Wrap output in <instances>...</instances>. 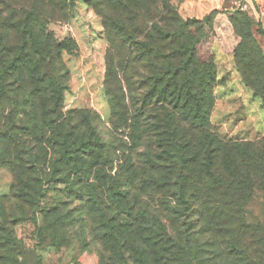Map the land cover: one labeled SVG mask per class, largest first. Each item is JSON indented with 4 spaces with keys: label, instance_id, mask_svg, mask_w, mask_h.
<instances>
[{
    "label": "trees",
    "instance_id": "1",
    "mask_svg": "<svg viewBox=\"0 0 264 264\" xmlns=\"http://www.w3.org/2000/svg\"><path fill=\"white\" fill-rule=\"evenodd\" d=\"M6 4L0 3V164L15 183L12 198L0 195V264H24L33 256L17 237L21 223L42 217V229L56 234L61 217L41 205L55 177L36 176L45 158L32 150L47 142L59 149L52 170L63 177L65 191L82 203L85 220L101 222L110 259L264 264V133L230 138L213 124L223 80L215 54H200L207 34L198 23L175 14L138 30L130 18L107 16L123 54L118 69L131 89L130 107L123 93H109L113 118L130 129V150L143 149L140 165L129 153L113 173L114 151L94 137L87 117L81 134L63 118L61 79L53 71L65 75L66 68L54 60L75 42H56L36 12ZM231 21L241 37L234 52L240 83L264 111V51L255 37L264 31L240 10ZM139 86L144 93L132 96ZM19 107L30 115L20 126Z\"/></svg>",
    "mask_w": 264,
    "mask_h": 264
},
{
    "label": "rangeland",
    "instance_id": "2",
    "mask_svg": "<svg viewBox=\"0 0 264 264\" xmlns=\"http://www.w3.org/2000/svg\"><path fill=\"white\" fill-rule=\"evenodd\" d=\"M5 2L18 12L23 9L36 12L56 42L65 39L75 42L76 47L57 54L54 60L55 66L63 63L66 68V77L61 71V75L53 71L61 79L63 118L67 120L68 127L81 134L88 130L83 121L87 117L91 128L95 129L94 137L97 136L99 143L114 151L111 152L113 173L121 170L120 166L129 153L136 167L138 163L140 165L137 154L143 156V149L140 152L130 150V129L119 121V117L113 118L109 93H114L113 90L123 93V101L130 107L131 89L118 69L123 54L115 37L117 33L113 31L116 28L107 21L108 17L118 18L121 15L130 18L129 25L138 30H149L153 20L172 18L175 14L183 20H195L203 33L207 34L200 54L208 50L215 54L219 76L223 80V86L218 89L213 124L230 138L257 139L264 133V111L260 102L243 87L235 69L234 52L241 43V37L235 32L231 21V14L240 10L259 23L264 31V0H119V4L118 0ZM114 6L116 12L113 11ZM121 8H125L123 13ZM104 16H108L107 19ZM11 33L14 36V32ZM255 37L264 51V36L255 32ZM109 64L113 67L110 68ZM143 93L140 88L132 96L138 95L140 98ZM17 114L19 126L30 121V115L27 116L21 107L17 108ZM28 134L25 136H31ZM32 150L36 156H40L41 161L45 158V163L36 165L35 169L39 171L36 176L45 178L53 174L55 177V182L46 184L41 205L56 209L61 219L57 221L56 234L42 229V217L17 226V237L33 252V256H28L24 264H107L109 260L111 264H119L116 258L110 259L113 256L106 246L107 239L101 222L95 216L89 221L85 220L81 212L82 203L68 195L66 187L62 185L63 177L53 173L52 162L58 157V147L47 142L43 148L35 146ZM13 183L14 173L0 164V195L12 198Z\"/></svg>",
    "mask_w": 264,
    "mask_h": 264
}]
</instances>
